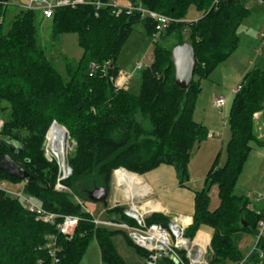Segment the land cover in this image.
Segmentation results:
<instances>
[{
    "label": "trees",
    "instance_id": "16d2710c",
    "mask_svg": "<svg viewBox=\"0 0 264 264\" xmlns=\"http://www.w3.org/2000/svg\"><path fill=\"white\" fill-rule=\"evenodd\" d=\"M15 1L0 0V161L8 156L28 173V179L18 182L0 171V182L20 183L23 193L43 210L79 221L73 236L66 238L55 225L37 222L19 199L0 191V264H80L92 241L101 263L125 264L111 241L114 233L122 231L92 223L83 208L87 193L97 188L109 192L113 173L119 169L143 176L171 167L179 185L185 186L192 151L209 135L193 118L200 83L238 48V29L250 12L240 0H125L127 6H140L173 20L160 38L175 41L169 49L154 42L149 66L141 69L139 90L133 95L114 87L119 71L116 61L134 27L141 25L152 37L153 22L140 20L136 13L114 16L108 7L55 8L48 19L53 41L72 33L82 50L77 63H65L64 80L38 45L40 11L19 8L5 30L8 8ZM190 8L201 15L197 21H186ZM183 44H189L195 56L187 91L174 85L170 56L174 47ZM233 95L225 162L221 167L213 162L204 188L194 194L192 222L185 236L192 239L199 231L209 235L211 264H264V234H258L264 208L234 194L252 144L264 146V71L248 70ZM258 114L263 119L261 139L255 133ZM52 121L67 130L74 144L66 158L71 176L63 182L69 193L54 190L58 169L44 156V137ZM213 186L219 205L211 211L209 189ZM124 209L104 207L109 221L131 224L123 216ZM167 222L161 214L147 219L149 224ZM244 235L254 238L245 254L239 249ZM136 251L144 260L146 253Z\"/></svg>",
    "mask_w": 264,
    "mask_h": 264
},
{
    "label": "rangeland",
    "instance_id": "374dc122",
    "mask_svg": "<svg viewBox=\"0 0 264 264\" xmlns=\"http://www.w3.org/2000/svg\"><path fill=\"white\" fill-rule=\"evenodd\" d=\"M113 2L118 6L127 7V2L125 0H113ZM240 2L249 10L250 16L238 29V48L227 61L219 65L213 71L208 79L203 80L200 83L201 90L194 105V121L208 130V136H210V134L214 136L213 143H215L216 146L209 149L210 154L208 155H210L212 159L209 156H206V158L212 160L209 167H207L208 165H204V159L200 156L203 153L202 147L205 144L204 141L209 138L207 137L199 144L201 147H198L199 145L194 147L187 171L188 175L191 172L193 177L202 176L205 179L213 162L217 161L219 167L224 164L225 147L230 137L227 120L229 108L234 96L232 91L239 88L241 80L248 70L256 68L264 71V38L261 37L264 35V2H259L258 0H240ZM45 4L55 5L56 0H45ZM21 7L35 8L36 5L30 0L15 1L12 6H9L8 8L7 21L4 26L5 30L9 28L12 16ZM195 17L200 18L201 15L193 8H190L186 21H197L198 19H194ZM37 30L38 45L44 49L47 58L65 80V63L69 62L75 64L82 56V50L78 46L77 36L72 33L61 34L58 36L57 40L53 41L51 37V22L45 20L41 15L37 20ZM183 39L186 41V36H184ZM174 42L173 37L164 39H161L160 37L157 38V44L168 49L172 48ZM154 44L153 39L145 34L142 26L136 25L134 27V32H132L120 50L116 61V66L119 69L117 75L121 73L128 75L129 83L126 86V90L133 95H137L138 93L141 73V70L137 71L135 67L140 63L142 64L143 69H146L149 66L148 62L150 61L156 47ZM215 98H222L225 100L226 105L221 112L212 107V101ZM222 121L225 123L224 126ZM53 124L64 129L68 134L67 130L55 121L50 123L47 131ZM262 124L263 119L261 118L255 122V133L258 139L263 137ZM221 133L223 135H221ZM216 134L218 137L215 136ZM67 143L68 146L73 149V142L68 140ZM199 148L201 152H198ZM0 185L2 191L10 194L20 191L22 188L20 183L12 184L7 181H1ZM197 185L198 186L195 188L192 187L197 192L204 188L203 182ZM69 192L70 191L68 190L62 193ZM234 194L237 196H246L255 206L262 209L264 208V200L257 202L258 198H264V146L252 144V151L248 156L243 172L234 188ZM209 198V209L213 211L219 205L217 188L215 186L209 189ZM133 201H135V199H133ZM76 202L79 203L81 201L77 199ZM154 206L156 207L158 204ZM83 208L94 220L100 222L110 220L101 204H93L87 201L84 202ZM110 231L113 232L114 230L111 229ZM111 241L116 253L121 257L125 264H145V261L138 255L136 248L129 243L128 233H114L111 237ZM253 244L254 238L244 235L239 244V249L245 254L250 251ZM99 259L97 244L95 241H92L80 264H105L101 263ZM158 264L165 263L163 260H159Z\"/></svg>",
    "mask_w": 264,
    "mask_h": 264
},
{
    "label": "built area",
    "instance_id": "2783aa9c",
    "mask_svg": "<svg viewBox=\"0 0 264 264\" xmlns=\"http://www.w3.org/2000/svg\"><path fill=\"white\" fill-rule=\"evenodd\" d=\"M30 1L34 3L36 7L24 8L40 11L41 16L45 20L51 18L52 12L55 8L65 6L74 7L78 5H86L93 6L97 9L100 7H108L111 14L114 16H118L121 13H125L126 15L136 13L140 20L147 19L153 22L154 32L151 37L153 42L157 41V38L160 37L161 33L171 22H173L170 18L143 7H123L118 6L115 2L102 4L98 0H56V4L52 5L45 4V0ZM258 1L263 2V0ZM261 37L264 38V35ZM135 68L137 71L141 70L142 64H137ZM113 83L114 87L117 89H126V86L129 83V77L127 74L121 73L115 77ZM238 89H234L232 91L233 94H235ZM213 105L219 110L224 107L225 100L218 98L214 101ZM1 126L2 123L0 121V128ZM53 127L58 126L53 124L47 131L44 137L43 151L46 160L48 162H54L57 166L58 174L54 190L62 193L64 191H68V189L63 185V182L71 175V170L67 165L66 158L72 149L68 146L67 141L69 140V135L64 129L61 128L64 133L63 137H58V139L51 137ZM72 145L74 144L72 143ZM0 191H2L1 185ZM5 193L19 199L25 209L34 215L37 222L55 225L58 234L66 238H71L73 236L74 230L79 221L78 218L57 215L43 210L30 196L23 193V188H21L20 191L13 192L11 194L7 192ZM153 214H161L165 217L167 216V212L164 209L154 208L150 201L136 199V201L130 200L127 207L123 211V216L127 218L131 224L116 221L100 222L94 219H92V223L95 226L109 227L128 233V239L132 245L146 253V257L144 259L145 264H158L159 260H171L172 258H175L178 264H211L208 261V250L210 244L209 236L202 232H197L192 239L185 236V231L191 225L190 218L183 215H174L168 219V222L165 225L147 223V219ZM199 234H202L201 236L205 237L200 239L201 237L199 238ZM258 234L259 236L264 234V220L258 224ZM50 252L52 254L54 253L53 250ZM54 263H57V261L55 260Z\"/></svg>",
    "mask_w": 264,
    "mask_h": 264
},
{
    "label": "crops",
    "instance_id": "0c3cea01",
    "mask_svg": "<svg viewBox=\"0 0 264 264\" xmlns=\"http://www.w3.org/2000/svg\"><path fill=\"white\" fill-rule=\"evenodd\" d=\"M194 19L197 20L199 19V17H195ZM217 99L218 98L213 99L212 107L215 110L221 112L223 107L218 110L213 105L214 101ZM259 118H261L260 114L256 116L255 122H257ZM224 125L225 123L223 122V126ZM221 135L223 134L221 133ZM215 136L218 137L217 134ZM213 137L214 136L210 134V136H208L209 139L204 141L205 144L202 147L203 153L202 155H200L204 159V165H208L207 167H209L212 161L209 158H206V156L210 157V155H208L210 154L209 149L214 148V146H216V144L213 143ZM198 147L201 146L199 145ZM198 152H201L200 148L198 149ZM121 172L134 176L139 182V184L142 186V191L144 193L138 187L134 188L132 186H126V184H124V182L119 178V174ZM203 179L204 178L202 176L193 177L192 173L190 172V174L188 175V181L187 183H185V186H180L175 172L171 167H159L143 176H135L131 173L129 174L125 171L117 170L113 173V180L110 184L107 196V207L108 209H112L115 207L126 208L128 202L133 199H135V201L136 199L142 201H150L153 205L158 204V206H156L155 208H162L166 210V218L169 219L174 215H183L187 218H190V221L192 222L191 217L193 215L194 194L197 192L192 187H197V184L204 181ZM202 233L206 234L205 232Z\"/></svg>",
    "mask_w": 264,
    "mask_h": 264
},
{
    "label": "water",
    "instance_id": "95a60500",
    "mask_svg": "<svg viewBox=\"0 0 264 264\" xmlns=\"http://www.w3.org/2000/svg\"><path fill=\"white\" fill-rule=\"evenodd\" d=\"M171 62L174 70V85L181 91H187L192 83L195 68V56L192 47L189 44L176 46L171 50ZM0 171L8 177L24 182L28 179V173L20 166L15 164L8 156L0 161ZM108 191L103 188H97L87 193V200L93 204L107 205ZM173 264H178L175 258L171 259Z\"/></svg>",
    "mask_w": 264,
    "mask_h": 264
},
{
    "label": "bare ground",
    "instance_id": "6f19581e",
    "mask_svg": "<svg viewBox=\"0 0 264 264\" xmlns=\"http://www.w3.org/2000/svg\"><path fill=\"white\" fill-rule=\"evenodd\" d=\"M63 134L64 133H63V130L61 128H58V127H53L52 128L51 137H54V138L58 139V137H63ZM120 171H123V170H120ZM119 178L124 182V184H126V186H132L134 188L138 187L142 191V189H143L142 186L139 184V182L137 181V179L134 176L128 175V174H126L124 172H121L119 174ZM154 208H155V206H154ZM204 237L205 236L199 235L200 239H202Z\"/></svg>",
    "mask_w": 264,
    "mask_h": 264
}]
</instances>
